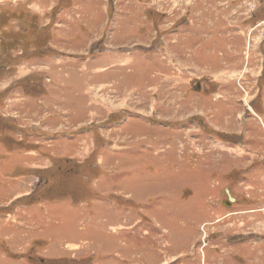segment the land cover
Returning a JSON list of instances; mask_svg holds the SVG:
<instances>
[{"label":"rangeland","instance_id":"obj_1","mask_svg":"<svg viewBox=\"0 0 264 264\" xmlns=\"http://www.w3.org/2000/svg\"><path fill=\"white\" fill-rule=\"evenodd\" d=\"M0 64V264H264V0H0Z\"/></svg>","mask_w":264,"mask_h":264},{"label":"trees","instance_id":"obj_2","mask_svg":"<svg viewBox=\"0 0 264 264\" xmlns=\"http://www.w3.org/2000/svg\"><path fill=\"white\" fill-rule=\"evenodd\" d=\"M4 68V65L3 64H0V70Z\"/></svg>","mask_w":264,"mask_h":264},{"label":"flooded vegetation","instance_id":"obj_3","mask_svg":"<svg viewBox=\"0 0 264 264\" xmlns=\"http://www.w3.org/2000/svg\"><path fill=\"white\" fill-rule=\"evenodd\" d=\"M206 237H207V235H206Z\"/></svg>","mask_w":264,"mask_h":264}]
</instances>
